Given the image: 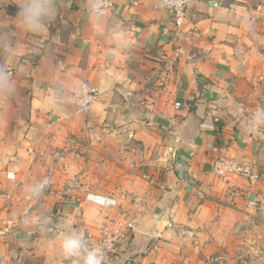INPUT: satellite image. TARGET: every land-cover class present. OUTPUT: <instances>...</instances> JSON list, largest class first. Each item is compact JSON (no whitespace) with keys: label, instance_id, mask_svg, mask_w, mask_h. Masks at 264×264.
I'll use <instances>...</instances> for the list:
<instances>
[{"label":"crops","instance_id":"obj_1","mask_svg":"<svg viewBox=\"0 0 264 264\" xmlns=\"http://www.w3.org/2000/svg\"><path fill=\"white\" fill-rule=\"evenodd\" d=\"M107 1L94 24L84 0H55L31 35L11 31L18 7L3 0L0 35L20 53L0 98V264H60L45 241L61 221L105 245V264H195L264 214V127L247 131L264 108V0H192L179 20L159 0ZM84 83L100 92L88 112ZM223 156L262 178L216 174ZM30 204L47 236L25 223Z\"/></svg>","mask_w":264,"mask_h":264},{"label":"clouds","instance_id":"obj_2","mask_svg":"<svg viewBox=\"0 0 264 264\" xmlns=\"http://www.w3.org/2000/svg\"><path fill=\"white\" fill-rule=\"evenodd\" d=\"M163 2V0H161ZM18 12L12 20L13 30L23 34L36 35L45 30L48 23L56 17L57 8L55 0H15ZM184 0H167L163 3L165 10H180ZM84 10L94 24H99L105 12L104 0H84ZM118 46L125 48L126 41H119ZM20 47L10 39L9 32L0 35V55L5 62L0 63V98H10L15 94L16 81L10 75L9 68L15 64ZM83 99L81 107H85L90 97L87 96V85H81ZM264 127V108L251 113L248 118L247 131L257 133ZM51 180L44 176L27 186V195L32 204H39L45 195ZM31 204L25 208L22 215L26 217L25 223L34 226L40 233L47 236L49 232L50 217L41 211L33 219ZM55 253L60 264H105V245L90 244L86 234L72 227L69 223L61 221L55 225L51 240L45 241Z\"/></svg>","mask_w":264,"mask_h":264},{"label":"rangeland","instance_id":"obj_3","mask_svg":"<svg viewBox=\"0 0 264 264\" xmlns=\"http://www.w3.org/2000/svg\"><path fill=\"white\" fill-rule=\"evenodd\" d=\"M249 215L248 225L228 235L220 249L198 251L195 264H264V214Z\"/></svg>","mask_w":264,"mask_h":264},{"label":"built area","instance_id":"obj_4","mask_svg":"<svg viewBox=\"0 0 264 264\" xmlns=\"http://www.w3.org/2000/svg\"><path fill=\"white\" fill-rule=\"evenodd\" d=\"M192 0H184L183 7L180 10L171 9L169 5L168 12H170L174 17L179 20L184 14L185 11ZM167 0L158 1L157 6L163 7V3H166ZM105 3V11L110 9L112 4L107 0H104ZM4 10L3 0H0V16L2 15V11ZM83 85H87V89L84 90L87 92V96L90 97L85 107H81L80 102L83 99L82 89L77 92L76 97V108L82 112H88L94 102H96L100 98L99 90L92 85L84 83ZM214 170L216 174L221 176H226L228 174H235L241 177H244L250 181H259L262 178V173L256 168L255 165L251 163H244L236 158H228L226 156L220 157L214 166ZM249 208L253 207V204H248ZM104 243L105 244H112L118 238L116 233H107L104 235Z\"/></svg>","mask_w":264,"mask_h":264}]
</instances>
